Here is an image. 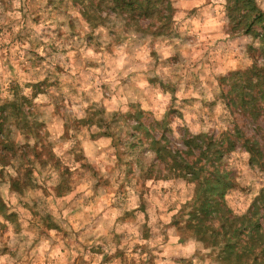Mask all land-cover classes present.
Instances as JSON below:
<instances>
[{
    "label": "rangeland",
    "instance_id": "1",
    "mask_svg": "<svg viewBox=\"0 0 264 264\" xmlns=\"http://www.w3.org/2000/svg\"><path fill=\"white\" fill-rule=\"evenodd\" d=\"M166 1L173 10L162 11L169 17L168 27L156 35L157 17L127 25L122 17L90 11L88 0H20L19 8L14 0H0V107L13 100L20 104L21 96L29 99L24 102L27 120L38 134L31 136L38 141L32 146L40 148L33 164L37 178L43 177L36 178L39 187L21 193L8 188L7 197L17 195L19 207L0 192V216L15 226L13 230L19 232L27 223L28 231L36 235L34 251L44 240L49 242L47 249L29 254V264H217L210 252L198 250L187 258L182 254L188 240L194 239L185 227L193 198L181 205L177 215L169 213L175 206L173 198L184 192L181 182H191L175 177L156 161L151 142L158 140L176 157L191 160L183 145L191 133L184 125L222 122L223 108L231 133L236 126L258 141L264 155V115L253 120L238 107H226L220 98L228 89L220 79L249 68V46L257 44L233 29L235 23L216 26L217 0ZM257 3L264 12V0ZM85 9L91 23L83 16ZM144 81L147 86L142 88ZM79 102L88 105L84 119L70 111ZM124 107L129 111L124 112ZM177 120L179 137L172 128ZM7 124L10 138L27 136L21 131V126L25 130L22 119L12 117ZM203 134L217 135L214 128ZM68 139L76 141L64 153L71 160L57 157L54 151ZM244 153L236 143L219 164L232 171L234 188L221 203L235 214L250 209L264 187V170L250 165ZM14 160L20 168V159ZM14 160L11 164L16 168ZM56 161L59 168L53 169ZM74 163L80 164L75 173ZM65 169L68 187L60 186L57 192L41 188L43 182L51 186V171L63 182L59 172ZM148 176L154 185L169 180L172 185L149 187L144 180ZM5 184L1 182L0 189ZM133 198L138 202L135 208ZM115 213L120 215L114 217ZM0 233L7 235V225H0ZM113 246L115 252L105 251ZM3 251L14 255L7 246Z\"/></svg>",
    "mask_w": 264,
    "mask_h": 264
},
{
    "label": "trees",
    "instance_id": "2",
    "mask_svg": "<svg viewBox=\"0 0 264 264\" xmlns=\"http://www.w3.org/2000/svg\"><path fill=\"white\" fill-rule=\"evenodd\" d=\"M91 4L90 11L103 13L108 16L114 14L122 17V21L127 25L157 17L160 21L156 35L164 34L168 27V15L162 14L164 10L171 13L173 10L169 1L166 0H88ZM74 2V1H72ZM164 4V6H163ZM163 6V7H161ZM257 3V0H229L227 13L231 23H235L233 29L244 35H249L252 42L259 43V47L249 46L251 52V67L230 72L220 80L226 82L227 91L222 92L220 98L225 102V106L238 107L241 112L257 120L264 115V12ZM89 10L83 11L86 21L91 23ZM100 23L104 18L99 15ZM127 34V33H126ZM167 34V33H166ZM17 100L2 105L0 114V183L6 182L9 189L21 193L28 188L39 187L36 178L37 171L33 166L37 159V147L28 148L25 144L17 146L16 141L10 138V130L5 131L7 122L12 117L23 120L24 129L21 131L27 134L25 138L38 136L34 127L27 120L28 113L25 112V104L29 99L24 96ZM10 111V113H6ZM6 126H5V124ZM19 127V122L15 124ZM233 133V134H232ZM228 133L217 135L198 134L193 137L191 134L185 138L183 145L185 152L192 157H176L171 151L161 145L160 141L153 140L152 152L155 160L159 161L166 169L173 172L175 177L181 175L187 181L195 182L197 187L195 195L190 205V218L187 220L186 228L190 230L191 237L203 243L205 248H211L210 253L214 254L217 264H264V187L259 189L258 194L253 199L251 208L241 215L235 214L228 208L223 198L234 188L232 171L220 167V159L224 153L234 149L236 143L244 152L251 153L248 162L252 166H258L264 170V155L258 141L247 138L236 126ZM186 134V133H184ZM201 145H204L201 150ZM40 153L38 154V156ZM186 155V153H184ZM32 157L29 159V157ZM20 159V168L16 170L23 179L13 178L7 172L8 167H12L11 161ZM43 166V162H39ZM59 168L58 161L54 162L53 169ZM23 172L20 173V170ZM151 171V170H150ZM64 171L59 175L63 182H57L54 186H48L43 182L41 188L44 191H58V187H68V179ZM149 170L143 171L142 177L146 176ZM51 178H49L50 180ZM150 176L144 178L148 181ZM58 188V189H57ZM0 201L2 197L0 194ZM219 221L221 230H216L212 224Z\"/></svg>",
    "mask_w": 264,
    "mask_h": 264
},
{
    "label": "clouds",
    "instance_id": "3",
    "mask_svg": "<svg viewBox=\"0 0 264 264\" xmlns=\"http://www.w3.org/2000/svg\"><path fill=\"white\" fill-rule=\"evenodd\" d=\"M202 2V0H201ZM234 2V0H233ZM15 3V7L19 8L20 7V0H14ZM218 5L220 6V10L218 11V15H217V20L214 22L216 24L217 27H221V26H230L231 21L230 18L228 16L227 13V5L229 3V0H217ZM17 18H19V13L16 14ZM98 31H104V29H98ZM256 47H259V43L257 42ZM88 55H92V51L89 50ZM167 55V53H166ZM147 63V61H145ZM120 63H123V58H121ZM252 61H248V66L251 67ZM120 65L118 64L117 67H119ZM147 72V70H145ZM162 72L164 74L168 73V69H162ZM227 75V74H225ZM146 81H144V83L141 84V87H146ZM225 91H227V88L225 87ZM29 91L25 90V95H28ZM41 100L46 99V97H40ZM165 100L171 99V96H165L164 97ZM224 102L222 101V104ZM88 107L87 104H84L83 102H79L78 106L73 107L72 109H70V111L72 113L75 114L77 119H84L85 118V113L83 112V109ZM124 112H128L129 108L128 107H124L123 108ZM162 112L163 109L159 110V114H158V119L162 118ZM227 117V109H223L221 111V120L216 121L214 124L209 125V124H204L201 125L200 123H195L193 126H188V125H184V127H188L189 132L191 133V135L193 137L197 136L198 134L201 133H208L210 128H214L215 133L217 134V136H219L220 133H228L229 132V128H228V119ZM181 121L177 120L172 124V128L174 131V134L179 137L182 135V132L177 130V125H180ZM94 131H99V129H94ZM74 135V134H73ZM16 141L18 144H25L27 143L29 146L32 145H37L38 141L35 138H30L27 141H25V138L23 135L21 134H17L15 137ZM76 143L75 139H68L66 142L62 143V147H58L56 149H54L55 154L57 157H64V153L65 150H68L70 148L73 147V145ZM111 141H105V144H110ZM204 145H201V150H203ZM37 151L40 150V148L38 147L36 149ZM246 158H251V153L249 152H245L244 153ZM32 157L30 156L29 159H31ZM66 160H71V156L68 157H64ZM114 163V161H113ZM13 164L16 165V168L14 167H8L7 168V172L11 175V177L13 178H20L23 179L22 175H20L18 173V171L16 170L17 168H19V162L14 160ZM72 171L75 173L77 169L80 168V164L78 163H74L72 164ZM23 172V169L20 170V173ZM51 180L48 181V183L50 185H55L58 181H57V173L55 171H51ZM38 180H43V177H38ZM148 186L149 187H157V186H162L164 188H169L172 185V181H160L159 185H154L152 180H148L147 181ZM86 187V186H84ZM180 187L182 189H184V192L182 193V195L180 197H175L173 198V202L175 204L173 211L171 213H169V216H174L177 215L178 213L181 212V205L185 204L187 201L191 200L194 195H195V190H196V183L195 182H191V183H187L185 184L184 182H181ZM8 188L9 185L5 184L3 186L2 189H0V192H3L6 196V198L10 199L11 204L12 205H17V200L19 199V197L15 194H13L11 197H7V193H8ZM81 191H83V187L80 189ZM28 196H32L33 193L32 192H28L27 194ZM36 196H40L41 193L40 192H36L35 193ZM73 195H75V193H73ZM71 197H69L70 199ZM178 201V202H176ZM138 206V202L136 200V198H133V203L131 205L132 208H135ZM17 207H19V205H17ZM21 212L24 213L25 216L29 217V219H31L29 213H27L26 211H24V209H20ZM244 211H246V209H241L240 212H237V215H241ZM115 215H120V213H115ZM113 217V218H114ZM152 222H155V216L153 215L152 217ZM0 225H7V235L5 236L4 234L0 233V264H29V254H31L32 256H35L36 251H40V250H44L48 248V241L44 240L42 242V244H40L36 250L34 251V241L36 240V235L34 232H29L28 231V227L29 225L27 223H23L22 229L19 232L14 231V225H12L11 223H9L7 220L4 219L3 216H0ZM212 227L216 230H221V224L219 221L215 222L212 224ZM133 232L135 233V229H133ZM53 236H55V233H52ZM179 239V237H175L173 240V244H175V241ZM8 247L11 252L14 255H9L7 253H4V249L5 247ZM198 250L203 251V252H211L212 249L211 248H205L204 245L200 242H198L196 239H190L187 242V246L182 248V254L187 258V257H191L194 253H196ZM105 251L111 253V252H115L116 248L113 246L111 249H105ZM194 264H197V262L194 261ZM204 264H211L210 261H205Z\"/></svg>",
    "mask_w": 264,
    "mask_h": 264
}]
</instances>
